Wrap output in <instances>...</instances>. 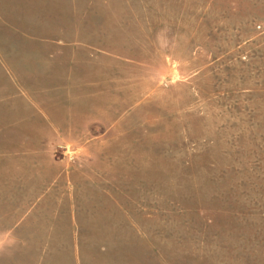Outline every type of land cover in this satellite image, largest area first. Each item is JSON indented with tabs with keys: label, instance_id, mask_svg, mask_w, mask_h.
Segmentation results:
<instances>
[{
	"label": "rangeland",
	"instance_id": "1",
	"mask_svg": "<svg viewBox=\"0 0 264 264\" xmlns=\"http://www.w3.org/2000/svg\"><path fill=\"white\" fill-rule=\"evenodd\" d=\"M0 264H264V0H0Z\"/></svg>",
	"mask_w": 264,
	"mask_h": 264
}]
</instances>
